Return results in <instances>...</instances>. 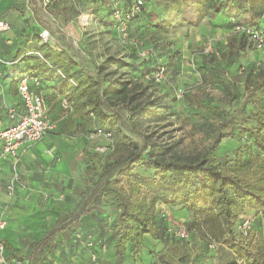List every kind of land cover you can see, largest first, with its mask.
Returning a JSON list of instances; mask_svg holds the SVG:
<instances>
[{
	"label": "rangeland",
	"instance_id": "rangeland-1",
	"mask_svg": "<svg viewBox=\"0 0 264 264\" xmlns=\"http://www.w3.org/2000/svg\"><path fill=\"white\" fill-rule=\"evenodd\" d=\"M37 1L41 0L29 3V7L24 3L13 6L23 7L24 12L27 10L31 21L34 15L41 24L44 23L57 39L60 49H71L79 61V69L82 68L80 62L84 63L86 60V67L83 66V69L101 82L100 93L106 101V111L110 114L116 113V110L120 111V118L112 129L113 140L109 154L111 161L126 159L130 153H139L141 150L143 156L149 152L151 156L164 160H196L206 154L213 141L215 123L219 122L223 114L236 112V121L245 123L249 122L244 118L248 112L264 110V88H252L254 83L259 82L258 77L264 71V52L256 50L248 39H238L228 28L223 32L209 30L206 33L195 29V26L160 29L145 21L144 12L141 25L134 33L142 39L144 45L152 47L153 53L140 64L148 61L161 62L165 64L168 72L166 83L154 85L144 81L139 71L133 73V68L140 64L135 63L136 57L131 49L126 50L120 44L111 27L109 0H58L65 9H60L59 12L56 9V14L52 12L55 0H46V6L38 5ZM77 10L78 13L92 15L90 23L84 28L73 23ZM50 16L58 19L65 29L64 33H57L58 28H53ZM70 18L73 19L68 21ZM174 20L175 18H172L171 22ZM208 39L214 42L216 51L204 54L203 47ZM73 40H79L81 47L73 44ZM28 45H35V42L23 43L19 50L26 52L32 49ZM232 50H237L240 57L234 58ZM214 79H222L224 82H212ZM104 85L108 87L107 92L102 90ZM177 86L185 91L180 97L174 93V87ZM144 104L148 105V109L159 112L158 119L139 116L133 122L127 109ZM67 110L69 108L62 107L60 113L65 114ZM92 123V120L83 123L77 117L65 122L66 132L72 135L79 145L81 159L76 160L77 167L69 174L68 190L63 193L61 200L56 199L55 202L62 209L63 215L70 216L79 211L80 216L88 213L94 219L98 237H104L109 242L112 238L108 235L107 227L117 213V197L112 189L123 187L129 191L135 184L124 174L126 165L107 177L106 171L102 169L104 155H95L90 151L94 143L84 142L85 133ZM239 155L243 156L244 161H247L250 155L254 157L252 166L245 169L247 175L264 176V165L260 162L263 151L247 136L236 134L223 138L216 151V161L221 163V159H226L229 165H233ZM134 159L136 160L135 156ZM135 160L127 159L126 162L127 165H132L133 173L142 176L153 175V167L143 166ZM138 188V191L133 192V197L149 199L145 188ZM86 210L88 212L82 214ZM151 212L155 225L164 227L169 223L175 229L181 226L186 228L187 238L193 242L192 247H187L188 250L183 246L174 248V251L183 248L180 250L182 259L190 254L196 257L198 253L204 250L207 253L210 249L211 253L217 254L216 264H242L230 250L223 246L221 248L218 243L212 241L202 228L187 229L186 223L192 217L187 209L157 204ZM253 214V211L246 209L241 215L252 217ZM79 224L80 222H74L71 229H67V235L62 233L63 236L73 241V233L81 231ZM263 230L262 224L260 231ZM245 236L251 242L259 240L253 232ZM60 238L61 236L58 237L59 241ZM261 239L262 241H258L260 245L261 242L264 243L263 238ZM210 255L213 254H208L209 257ZM223 256L226 259H223ZM167 260L171 261L170 258Z\"/></svg>",
	"mask_w": 264,
	"mask_h": 264
},
{
	"label": "trees",
	"instance_id": "trees-1",
	"mask_svg": "<svg viewBox=\"0 0 264 264\" xmlns=\"http://www.w3.org/2000/svg\"><path fill=\"white\" fill-rule=\"evenodd\" d=\"M33 1L35 0H29V2ZM113 1L119 3L121 16L128 27L129 38L137 41L136 44L119 42L126 50L131 49L134 57H136L135 63L139 62L137 64L145 60L138 56L139 48H149L153 53L152 47L144 45L142 39L134 33L141 25L144 12H146L145 21L160 29L175 28L176 26H197L204 18H213L220 14L225 17V23L221 26L231 30L238 39H248V37L244 33L234 32L236 24L255 27L264 33V0H141L142 4L139 10L128 19L125 16L136 0H109L111 27L117 38L116 20L112 16ZM60 6L64 5H61L58 0L53 1L52 12L56 14V9L58 12L60 9H65V6L62 8ZM78 12L79 10L73 18L80 14ZM73 18L68 19V21ZM172 18H175L174 21L177 23L174 21L172 23ZM34 39L38 40L39 43L28 50V55L18 50L16 56L23 54L26 60L33 61L35 74L31 76L39 79V84L36 86H39L42 80L52 81L55 96H59L60 100L65 99L70 104V110H73L79 121L83 123L93 121L91 128L85 133V139L88 142L96 143L95 140L88 139V134L95 132V128L110 132L111 137L109 139L97 138L101 140L98 144L106 147L104 152L95 151L93 147L96 144L91 147L90 151L95 155H104L105 161L102 163V169L106 171L107 177L126 165L124 174L130 177L135 184L129 191L123 187L112 189L117 197V213L114 219L110 220L107 232L112 238L111 240L114 241L116 260L113 264H122L127 245H140L145 235L161 240L165 239L171 243L187 239V237L172 236L169 233L171 227L169 223L164 227L163 225H155L151 211L157 204H165L170 207L180 206L187 209L192 215L191 220L186 223L187 229L202 228L212 241L218 243L221 248L223 246L230 250L242 264H264V243L261 242L260 245L258 242L259 240L262 241L260 225H264V176H249L245 173V169L252 166L254 157L251 155L247 161H244L243 156L239 155L234 160L233 165H229L226 159H221V163L216 161V151L221 140L237 134L251 138L263 151V155H260V162L264 165V110L256 109L248 112L244 118L249 122L245 123L236 121V112L223 114L219 122L215 123L213 141L206 154L196 160L184 162L164 160L157 156H151L149 152L143 156L141 150L139 153H130L126 159H113L111 161L109 154L113 140L112 129L120 118L118 114L120 111L116 110V113L112 114L106 111V101L100 93L101 82L82 66L79 69V61H75L76 58L74 59L64 49L55 50L48 41L41 40L39 33L34 34ZM78 45L81 47L79 40ZM215 51L214 44L211 53ZM232 56L239 58L240 53L237 50H232ZM160 66L165 68L167 75L165 64L157 61L140 64L132 71L134 74L139 71L138 73H141L142 79L147 83L160 85L166 83L167 79L162 83H155L152 79L147 78ZM258 78L259 82L252 85L255 90L264 88V71L260 73ZM212 82L223 84L224 81L214 79ZM102 90L107 92V85H104ZM36 92L40 93L39 91ZM147 106L144 104L141 107L128 108L129 118L133 122L139 116H152V118L158 119L159 112L148 109ZM134 146L136 145L134 144ZM127 159L138 161L143 166L153 167V175L142 176L133 173L132 165L126 164ZM138 186L145 188L149 199L146 197L135 199L133 197V192L139 190ZM246 209L254 212L249 233L253 232L255 237L259 238L256 242L249 241L248 237L240 233L236 227L241 214ZM79 212L70 216L62 215L55 221L51 228L33 244L31 254L26 257L29 264L48 263L44 261V258L53 253L55 238L60 233L66 235L67 229H71L74 222L78 223L82 220L83 217L79 215ZM86 212L88 211L86 210L82 214ZM87 215L89 214L87 213ZM76 233L80 234L83 241L91 239L93 249L95 247L102 249L103 245H106L107 240L104 237L94 239L86 237L80 231ZM0 240L4 243L5 251L7 250L6 258L9 261L11 258H15V261L22 259L19 251L14 249L10 243L1 238ZM93 253L96 255L95 251ZM39 255H43L44 258H40Z\"/></svg>",
	"mask_w": 264,
	"mask_h": 264
},
{
	"label": "crops",
	"instance_id": "crops-1",
	"mask_svg": "<svg viewBox=\"0 0 264 264\" xmlns=\"http://www.w3.org/2000/svg\"><path fill=\"white\" fill-rule=\"evenodd\" d=\"M23 1L0 0V19L6 21L9 25V29L0 31V58L3 60V62H0V127H6L16 122L19 116L24 113L23 103L17 92V85L22 77H30L35 74L32 60H26L23 54L16 56V52L21 48V45L30 42L38 44L39 41L34 39V34L40 33L42 30H48L49 37L47 41L49 44L55 50L62 49H60L57 39L50 30L45 27L44 23L41 24L35 18L33 12L31 13L33 15L31 21L27 10L25 13L23 7L13 6L17 3L23 4ZM33 2L30 3L33 4ZM37 2L38 5H42V0ZM36 16L38 17V15ZM53 18L55 17L50 16V22L53 28H56ZM224 23L225 17L219 14L213 18H204L195 26V29L203 33L209 30L223 32L225 28L221 25ZM57 33L61 34L58 30ZM33 46L35 45H28V47ZM64 50L74 57L71 49ZM27 53L29 52L26 51L25 54ZM81 53L84 54V52ZM75 61H78V59L76 58ZM80 63L83 67L86 65V60L84 63ZM29 86L32 90L43 94L46 113L55 122V127L39 141L34 143L24 142L20 145L17 167L21 178L16 183L12 196H9L5 189L11 174L10 162L3 161L1 165L0 214L2 212L5 214L7 225L1 230L0 238L19 251L22 257L19 264H29L26 257L31 254L33 244L63 215L62 209L58 207L55 201L61 200L63 193L68 190L70 184L67 182L70 178L69 174L77 167L76 160L81 159L78 150L79 145L74 137L66 132L65 127V122L70 118H75L76 114L72 109L67 110L66 115L60 113L61 108L64 106L60 97L55 96L52 81L42 80L40 85L36 86L29 80ZM10 109L13 111V117L8 112ZM86 141L84 138V142ZM99 141L101 140L97 139L95 144H98ZM47 149L51 151L50 155L46 153ZM70 192H72V189H70ZM160 205L165 206V204ZM82 217H80L82 220L79 224L81 227L80 232L86 237L97 239L98 233L96 232L94 219L90 215L87 216V214ZM76 232L78 231L73 233V241L67 236L64 237L62 233L58 234L54 241L55 249L53 253L45 258L43 255H39L40 258H44V261L48 262L47 264H113L116 260L113 240L106 242L105 249H99V247L93 249L92 246L84 245L78 240L75 237ZM59 236H61L60 241ZM191 240L187 238L183 241L178 240L171 243L165 239L161 240L145 235L140 245H127L122 264H216L217 254L216 252L211 253L210 249L207 252L213 254L210 257L204 250L202 253H196V257L190 254L184 259H182L183 254L180 252L183 248L174 251V248L181 246L188 250L187 247L193 244ZM199 250H202V248H199ZM93 251L97 255L96 261L90 259V254ZM167 258H170L171 261L168 262ZM209 258L210 261H208ZM13 259L14 262L11 261L9 264H18L15 262V258L10 260ZM223 259H226V257L223 256Z\"/></svg>",
	"mask_w": 264,
	"mask_h": 264
},
{
	"label": "built area",
	"instance_id": "built-area-1",
	"mask_svg": "<svg viewBox=\"0 0 264 264\" xmlns=\"http://www.w3.org/2000/svg\"><path fill=\"white\" fill-rule=\"evenodd\" d=\"M23 3L26 7H29V0H24ZM42 5L46 6L48 2L46 0H42ZM141 0H136L132 7L130 8L129 13L126 14V18H131L141 6ZM113 18L116 20V30L118 33V39L121 43L132 42V44H136L137 41L130 39L128 35V27L126 22L123 20L121 16L120 6L118 1H113ZM92 19V15L89 13L81 12L73 21L75 25L78 27H86ZM233 20V19H232ZM53 22L55 26L61 33L65 32V29L61 26L60 22L57 18H53ZM9 29V25L6 21L0 19V31H5ZM234 32L244 33L248 39L253 43L256 50L260 52H264V33L261 29L246 26L244 24H236L234 27ZM39 36L42 40L47 41L49 34L48 30H42L39 33ZM73 44H78L77 40L72 41ZM76 48V47H75ZM214 49V42L211 39L205 43L203 47V53L209 54ZM152 52L149 48H139L138 56L141 59H148L151 56ZM3 60L0 58V62ZM147 78L152 79L155 83H162L166 79V71L163 66L158 67L151 75H148ZM29 80H31L35 85L39 84V79L34 76L30 77H22L17 85V90L19 96L22 100L24 113L19 116L16 122L9 124L6 127H0V170L3 161L10 162L11 174L6 183L5 189L9 196H12L15 190L16 183L20 181V172L18 171V160H19V152L18 149L20 145L24 142L34 143L39 141L46 133L52 131L55 127V122L48 117L46 113V103L42 94L37 93L29 87ZM184 89L180 86L174 87V93L177 97H180L184 94ZM62 104L64 107L70 109V104L62 99ZM9 114L13 117V111L10 109ZM1 126V119H0ZM103 137L105 139H109L111 137V133L104 131L100 128H95V132H90L88 134L89 140H96L97 138ZM94 150L97 152H104L106 147L104 145L96 144ZM47 154H51L50 150H46ZM240 221L237 225V228L240 233L244 236L248 234L252 227L253 216L251 215H241ZM7 225V218L5 214L2 212L0 214V231L3 230ZM169 233L177 238H186L187 232L184 226H181L175 229L172 225L169 228ZM76 238L80 240L84 245L92 246L93 241L91 239L82 240L79 233L75 234ZM261 238L264 240V230L261 231ZM106 245H103L102 249H105ZM6 251L4 243L0 240V264H9L10 261L6 258ZM91 260H96V255L94 253L90 254ZM16 263H20V261H15Z\"/></svg>",
	"mask_w": 264,
	"mask_h": 264
}]
</instances>
